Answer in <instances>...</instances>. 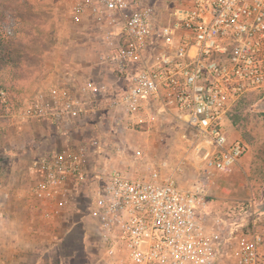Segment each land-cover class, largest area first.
Listing matches in <instances>:
<instances>
[{
    "label": "built area",
    "instance_id": "2783aa9c",
    "mask_svg": "<svg viewBox=\"0 0 264 264\" xmlns=\"http://www.w3.org/2000/svg\"><path fill=\"white\" fill-rule=\"evenodd\" d=\"M68 14L96 25L97 61L117 84H51L24 98L14 119L72 130L102 108L124 128L170 116L198 157V178L180 185L174 174L181 162L168 172L161 165L92 169L89 146L79 143L34 162L40 176L32 198L55 202L87 184L106 264H216L228 236L209 212L206 188L243 153L241 142L229 137L232 111L247 96L264 97V0H190L168 21L154 0H70ZM0 101L7 103L3 89ZM233 255L236 264H264V233L242 232Z\"/></svg>",
    "mask_w": 264,
    "mask_h": 264
},
{
    "label": "rangeland",
    "instance_id": "374dc122",
    "mask_svg": "<svg viewBox=\"0 0 264 264\" xmlns=\"http://www.w3.org/2000/svg\"><path fill=\"white\" fill-rule=\"evenodd\" d=\"M189 3L154 0L162 21ZM69 4L70 0H0V88L7 95L6 104L0 101V245L11 250L13 240L29 228L37 244L32 254L46 264H106L89 186L81 183L55 202L36 201L31 187L40 171L34 162L51 149L85 143L89 168L143 170L161 165L168 172L181 162L183 168L174 177L187 187L198 178L194 169L198 157L191 153L190 140L181 138V127L169 122L170 116L124 128L116 115L102 108L98 117L93 115L86 125L72 130L60 129L48 120L14 119L24 98L51 84L85 80L109 88L117 84L110 69L97 61L102 47L98 28L89 20H71ZM261 100L262 96H247L232 111L229 137L241 142L243 153L229 172L215 175L206 188L209 212L228 236L216 264H236L233 247L242 232L264 233Z\"/></svg>",
    "mask_w": 264,
    "mask_h": 264
},
{
    "label": "crops",
    "instance_id": "0c3cea01",
    "mask_svg": "<svg viewBox=\"0 0 264 264\" xmlns=\"http://www.w3.org/2000/svg\"><path fill=\"white\" fill-rule=\"evenodd\" d=\"M18 235L17 240H13L12 242L11 250L6 244L2 243L0 245V264H46L42 259L32 254L37 244L34 241L35 238L33 239L34 234L31 233L29 228H25ZM24 237H27V240Z\"/></svg>",
    "mask_w": 264,
    "mask_h": 264
},
{
    "label": "water",
    "instance_id": "95a60500",
    "mask_svg": "<svg viewBox=\"0 0 264 264\" xmlns=\"http://www.w3.org/2000/svg\"><path fill=\"white\" fill-rule=\"evenodd\" d=\"M258 107H260V108H264V97H263L262 100L259 102Z\"/></svg>",
    "mask_w": 264,
    "mask_h": 264
},
{
    "label": "trees",
    "instance_id": "16d2710c",
    "mask_svg": "<svg viewBox=\"0 0 264 264\" xmlns=\"http://www.w3.org/2000/svg\"><path fill=\"white\" fill-rule=\"evenodd\" d=\"M0 89H2V88H0Z\"/></svg>",
    "mask_w": 264,
    "mask_h": 264
}]
</instances>
